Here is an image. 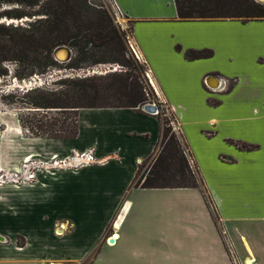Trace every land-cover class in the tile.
I'll return each instance as SVG.
<instances>
[{"label":"crops","instance_id":"obj_1","mask_svg":"<svg viewBox=\"0 0 264 264\" xmlns=\"http://www.w3.org/2000/svg\"><path fill=\"white\" fill-rule=\"evenodd\" d=\"M115 2L131 21L130 44L159 100L172 110L176 103L199 106L204 139L219 136L228 148L218 152L219 163L236 166L248 154L247 172L208 178L173 110L215 218L198 188L131 187L138 164L158 146L157 117L127 107L80 108L77 135L45 139L43 148L54 158L92 149L95 160L79 163L87 158L77 155L67 161L76 165L53 166L38 181L21 183L19 195L0 206V264H78L91 252L90 264H231L221 229L240 259L264 264V174L255 181L251 173L257 164L264 172V18L180 20L174 0ZM188 48H211L213 55L187 59ZM220 54L231 68L215 61ZM220 77L231 81L225 90ZM223 125L259 138L222 133Z\"/></svg>","mask_w":264,"mask_h":264},{"label":"trees","instance_id":"obj_2","mask_svg":"<svg viewBox=\"0 0 264 264\" xmlns=\"http://www.w3.org/2000/svg\"><path fill=\"white\" fill-rule=\"evenodd\" d=\"M2 3H16L21 7L1 11L0 16L39 17L29 21L25 27L16 25L9 28L12 34L3 33L2 29L6 27L0 24V76L8 74L2 64L4 60L15 61L14 75L17 78L46 72L58 65L52 50L62 44L75 50V55L68 61L70 68L79 69L82 60H88L90 65L103 62L129 64L130 59L125 57L127 47L124 32L116 27L105 10L92 8L87 0H0ZM174 4L176 16L180 20L236 18L246 21L264 18V4L255 0H174ZM176 49H180L179 45ZM212 55L211 48H188L184 51L187 59ZM69 82L72 85L66 91L35 87L23 93V102L33 109L30 111L66 107L74 111L71 125L62 120L58 127H55V122H51L49 127L37 119L36 131H33L35 134L52 139L72 138L78 132L77 115L80 108L127 107L142 111L141 106L148 99L144 86L130 71L78 77ZM208 102L216 103L211 99ZM155 116L160 124L158 146L154 153L138 164L130 186L198 188L215 218V210L209 206V196L205 193L202 177L185 154L187 146L182 133L176 134L171 130L162 112L158 111ZM236 144L241 149L254 147L246 143ZM149 160L150 164L139 180L138 173Z\"/></svg>","mask_w":264,"mask_h":264},{"label":"rangeland","instance_id":"obj_3","mask_svg":"<svg viewBox=\"0 0 264 264\" xmlns=\"http://www.w3.org/2000/svg\"><path fill=\"white\" fill-rule=\"evenodd\" d=\"M87 1L92 8L105 10L111 17L116 27H118L124 32L123 38L127 47V54L125 57L127 59H130L129 64L122 65L118 62H103L90 65L88 60H82L80 62L79 69H75L68 67L69 60L66 62L58 61L59 63L57 66L48 69L44 73H34L32 76L17 78L14 75V69L16 68L15 61H3L2 64L7 69L8 74L5 76H0V206L6 209V207L8 206V201L11 202L15 197L19 195V192L22 190L21 183L23 184L24 182L30 183L32 181H38V173L41 170H48L53 167L51 165H44L45 162H51L52 159L61 160L64 158L51 157V154H49L48 151L43 148V141L48 138H46L45 136L37 135L35 134V132H33L36 131L37 119H40L44 124H48L49 127L51 126V122H55V127H58L62 120H64L65 123L71 125L74 118V111L71 107L51 108L48 111H30L33 109L27 107V105L23 102V93L35 87L38 89L66 91L72 85V83L69 82L70 80H74L78 77H85L84 75L76 76L74 74H81L82 69L94 67L96 65L111 64L115 67V70L107 71L104 73H90L86 76H98L108 72L119 73L120 71H130L132 74L136 75L138 77V81L141 82L144 86V90L148 98L146 102L156 103L159 111L162 112V117L168 119V123L171 126V130L174 131L176 134H179L181 132L178 120L173 110L178 116H180V123L182 124V127L186 129V132L191 136V146L193 147V152L202 164V172L205 173L208 178H214L216 174L221 173H226L229 175L245 174L247 172V161L245 160L246 156L248 157V154H245L240 157V163L236 166L233 164L227 165L219 163L220 161L218 159V152L226 153L228 148L224 144H222L223 141L221 142L219 136L209 141H206L204 139L203 136H205V134L201 132L200 128L198 127L199 118L203 115L202 110L199 106H197L196 108H187L182 103H176L175 107L172 110L171 108L166 106L165 103L159 100L156 88L151 79L150 71L146 63L144 62L143 58H137L131 52V21L127 18H124L121 20V25L116 23L112 16V10L109 0ZM16 7L20 8L21 5H18L16 3H2L0 4V12L6 9ZM92 15L93 13H91V16ZM37 17H39V15H23L21 17H9L6 15H1L0 24L6 27V29H2V32L6 34H12V31L9 28L14 27L16 25L18 27H25L27 26L29 21H32ZM22 18L28 20L22 21V23L18 22L17 24L14 23L15 21L10 22L11 19L19 20ZM64 45L68 46L67 44ZM68 47L71 49L72 57L73 55H75V50L70 46ZM215 61H217L218 64L224 67L231 68L233 66V63L229 64L223 54L218 55ZM74 70L77 72H73ZM58 72L64 73L58 74ZM34 76L39 77L43 81V83H41L40 85H35L31 88H26L22 86L21 81L24 80V82L27 83V79ZM225 132H233L235 134L242 135L251 139L259 138V135L251 130L237 133L236 131H233V129H231L230 127L223 125L222 133ZM71 142L72 141L68 142L69 146L73 144ZM185 150L187 155L191 157L192 163H194L193 157L187 147L185 148ZM72 152L73 150L70 152V154ZM72 155H74V152L72 153ZM253 155L254 157L258 156L259 161L263 158L262 154ZM69 156L71 155H68L67 157ZM25 164L28 165L29 168L33 170V172H35L34 178L26 179L27 172L24 176L23 165ZM149 164L150 160L142 165L137 176L139 180L142 179V174ZM55 168H70V165H56ZM251 173L254 175L255 181L256 179H261L264 174L262 169H259L258 164L257 166H255L254 170L251 171ZM12 174H16V176H11ZM209 206H212L210 202ZM16 241L18 244L24 242L23 237L21 235H17ZM94 255L95 252H91L83 261L78 264H90L91 259L94 257ZM242 264H245L244 259Z\"/></svg>","mask_w":264,"mask_h":264},{"label":"built area","instance_id":"obj_4","mask_svg":"<svg viewBox=\"0 0 264 264\" xmlns=\"http://www.w3.org/2000/svg\"><path fill=\"white\" fill-rule=\"evenodd\" d=\"M109 2H110V5H111L112 16H113L115 22L118 23L119 25H121V20L125 18L124 13H123L122 10L119 8V6H118L117 3L115 2V0H109ZM18 22H19V23H22V19H19L18 21H15L14 23L17 24ZM130 48H131V52H132L137 58H142V55H141V53L138 51V49H136L135 47H133V46H131V45H130ZM96 66H100V65H96ZM96 66L92 67V68H93V69H92L93 71L91 72V74H92L94 71H96ZM102 66H104V65H102ZM105 69H106V71L103 70L104 72H107V71L109 70L108 67H106ZM104 72H102V73H104ZM35 78L37 79V81H36ZM27 80H28L27 83H25L24 80H23V83H22V86H24V87H26V88H31V87H33V86H35V85H40L41 83H43V81H42L39 77H37V76L30 77V78L27 79ZM228 84H229V79H227V78H223V77H220V85H218V88H219L220 90H225V89L228 87ZM184 151H185V154H186V156H187V159H188L189 163H190L191 165H193L192 160H191V157H190L189 155H187L185 149H184ZM77 155H79L80 157H86V158H87V159H85V160H80L79 163H82V162H90V161H94V160H95L94 155L92 154V149H88V150H86L85 152H81V153H79V154L76 153V152H74V155H71V156H69V157H65V158H63V159H61V160H59V161H60V163H62V164H67V161H68L69 159H71V158H73L74 156H77ZM62 164H60V165H62ZM67 165H76V164H71V163H69V164H67ZM23 167H24V169H23V172H24L23 174H24V176L26 175V172H27L26 179L34 178V176H35V172H33V170H31V168H29V166L26 165V164L23 165ZM11 176H16V174H12ZM211 207H212V206H211ZM220 233H221L222 240H223V243H224L225 249H226V251H227V254H228V256H229V258H230V260H231V263H232V264H242V263H243V260H241L240 257L238 256V254L236 253L235 248H234V245H233L231 239L228 237L226 231H225L224 229H221V230H220ZM111 237H112V238H115V235L112 234ZM244 262H245V264H246V263H247V260L244 259Z\"/></svg>","mask_w":264,"mask_h":264},{"label":"water","instance_id":"obj_5","mask_svg":"<svg viewBox=\"0 0 264 264\" xmlns=\"http://www.w3.org/2000/svg\"><path fill=\"white\" fill-rule=\"evenodd\" d=\"M256 2H258V3H261V4H264V0H255ZM25 20H28V19H25V18H22V21H25ZM61 46H66V45H64V44H62ZM60 45H58V46H56L54 49H53V51H52V54H53V57L57 60V61H61L59 58H57V56H56V50H57V48L58 47H61ZM66 47H68V46H66ZM69 48V47H68ZM69 50H70V52H71V49L69 48ZM71 58V53H70V55L68 56V58H66L64 61H68L69 59ZM109 66H111V68H112V65L111 64H109ZM89 71L90 72H92L93 70H92V67H90V68H86V69H82L81 70V74H74V75H78V76H80V75H84V76H86V75H88L89 74ZM73 72H77V71H73ZM212 77H214V76H212V75H209L208 77H207V80H206V83L207 84H209V80H210V78H212ZM22 83H23V81H21ZM142 110H144V111H146V112H148V113H152V114H156L158 111H159V109H158V106L156 105V103H154V102H145L142 106ZM3 237L0 235V239H2ZM109 241L110 242H112V238H110L109 239ZM50 264H52V263H50Z\"/></svg>","mask_w":264,"mask_h":264},{"label":"bare ground","instance_id":"obj_6","mask_svg":"<svg viewBox=\"0 0 264 264\" xmlns=\"http://www.w3.org/2000/svg\"><path fill=\"white\" fill-rule=\"evenodd\" d=\"M14 21H18V20H16V19H11L10 20V22H14ZM61 46V45H60ZM70 50H69V48L68 47H64V46H61V47H58L57 48V50H56V56H57V58H59L61 61H59V62H66V61H64L66 58H68V56L70 55ZM106 67H108L109 68V70L108 71H112V70H115V67L112 65V68H111V66H109V64L108 65H104V66H102V65H100V66H96V71H94L93 73H102V72H104V71H106ZM93 69V68H92ZM104 70V71H103ZM62 73H64V72H58V74H62ZM91 72L89 71V74H90ZM37 81V80H36ZM73 160V159H72ZM49 163H51V166H56V165H60V164H62V163H60V161L59 160H52L51 162H49ZM44 165H50V164H48L47 162H45V164ZM116 236V235H115ZM247 263H250V259L247 261Z\"/></svg>","mask_w":264,"mask_h":264}]
</instances>
